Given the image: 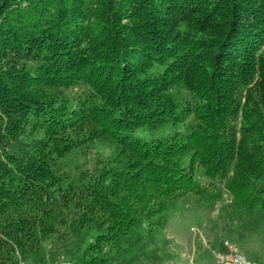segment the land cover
<instances>
[{
  "label": "trees",
  "instance_id": "1",
  "mask_svg": "<svg viewBox=\"0 0 264 264\" xmlns=\"http://www.w3.org/2000/svg\"><path fill=\"white\" fill-rule=\"evenodd\" d=\"M226 194L264 232V0H0V264H141Z\"/></svg>",
  "mask_w": 264,
  "mask_h": 264
},
{
  "label": "rangeland",
  "instance_id": "2",
  "mask_svg": "<svg viewBox=\"0 0 264 264\" xmlns=\"http://www.w3.org/2000/svg\"><path fill=\"white\" fill-rule=\"evenodd\" d=\"M109 153L108 141L98 139L89 144L79 161L94 167L98 158ZM225 240L237 243L256 264H264V232L256 229L248 218L238 215L230 194H226L213 211L204 210L192 201L182 202L172 212L166 230L141 264H219L216 254ZM44 246L47 263L52 264L49 244Z\"/></svg>",
  "mask_w": 264,
  "mask_h": 264
},
{
  "label": "built area",
  "instance_id": "3",
  "mask_svg": "<svg viewBox=\"0 0 264 264\" xmlns=\"http://www.w3.org/2000/svg\"><path fill=\"white\" fill-rule=\"evenodd\" d=\"M219 264H256L241 250L237 243L230 240H225L222 244V249L216 254ZM17 264H26L21 258ZM52 264H71L68 261L57 260Z\"/></svg>",
  "mask_w": 264,
  "mask_h": 264
}]
</instances>
